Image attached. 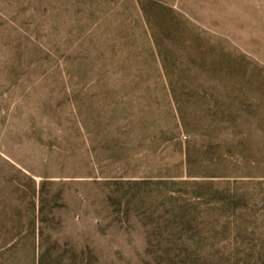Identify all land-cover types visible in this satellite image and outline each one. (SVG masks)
<instances>
[{
  "label": "rangeland",
  "instance_id": "obj_1",
  "mask_svg": "<svg viewBox=\"0 0 264 264\" xmlns=\"http://www.w3.org/2000/svg\"><path fill=\"white\" fill-rule=\"evenodd\" d=\"M0 264H264V0H0Z\"/></svg>",
  "mask_w": 264,
  "mask_h": 264
}]
</instances>
